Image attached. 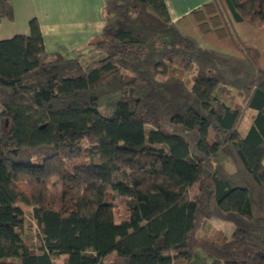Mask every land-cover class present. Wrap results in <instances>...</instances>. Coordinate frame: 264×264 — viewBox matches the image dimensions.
<instances>
[{
    "label": "trees",
    "instance_id": "trees-1",
    "mask_svg": "<svg viewBox=\"0 0 264 264\" xmlns=\"http://www.w3.org/2000/svg\"><path fill=\"white\" fill-rule=\"evenodd\" d=\"M103 20L89 62L47 52L36 18L0 39V264H264V0L177 20L104 0ZM211 219L234 230L200 237Z\"/></svg>",
    "mask_w": 264,
    "mask_h": 264
},
{
    "label": "crops",
    "instance_id": "crops-1",
    "mask_svg": "<svg viewBox=\"0 0 264 264\" xmlns=\"http://www.w3.org/2000/svg\"><path fill=\"white\" fill-rule=\"evenodd\" d=\"M172 20L187 14L211 0H164ZM13 18L0 21V39L14 34L28 33V21L36 18L47 52H57L65 58H76L89 54V43L97 38L103 27L104 0H11ZM25 26L19 29L16 25ZM15 25V26H13ZM221 221V222H220ZM209 223L217 224V234L229 235L233 224L219 219ZM227 228L230 233H223Z\"/></svg>",
    "mask_w": 264,
    "mask_h": 264
},
{
    "label": "rangeland",
    "instance_id": "rangeland-1",
    "mask_svg": "<svg viewBox=\"0 0 264 264\" xmlns=\"http://www.w3.org/2000/svg\"><path fill=\"white\" fill-rule=\"evenodd\" d=\"M6 21L3 19L2 20V24H4ZM15 26V25H13ZM19 29H25V26L18 24L16 25ZM29 31V30H28ZM94 53H89V54H85L84 56H80L83 62H89L93 59H95L97 57V54L95 53L94 56H92ZM185 77H189L190 73H185L184 74ZM221 98L225 101V103H227L230 98L226 95V94H222ZM102 112H105V109H101ZM248 118H246L242 124L241 129H246L248 127ZM148 128V127H146ZM263 164H264V159H263ZM18 206L21 208V210L24 212V219H25V223L24 226L22 228V230L20 231L21 236L26 237L28 239H26V242L28 243V245L35 249L37 248V239H38V234H37V228L36 225L34 224L33 219L30 216V211H31V207L21 204L19 203ZM221 222V221H220ZM231 224V223H230ZM217 226V224L211 222L209 223L208 221L203 223L198 231V234L200 237L202 238H206V239H210V240H216V239H220L222 236V234L219 235V233L217 234V229H215ZM225 230L226 234H229L230 231L227 228H223ZM63 258L64 256L60 257L59 259L55 260L56 264H63ZM192 264H227L224 261H220L218 259H214V258H208L204 251L202 249H196L193 255V259H192Z\"/></svg>",
    "mask_w": 264,
    "mask_h": 264
}]
</instances>
